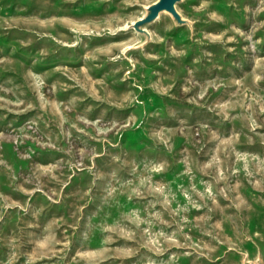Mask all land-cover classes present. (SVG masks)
Segmentation results:
<instances>
[{"label": "rangeland", "instance_id": "374dc122", "mask_svg": "<svg viewBox=\"0 0 264 264\" xmlns=\"http://www.w3.org/2000/svg\"><path fill=\"white\" fill-rule=\"evenodd\" d=\"M0 0V264H264V0Z\"/></svg>", "mask_w": 264, "mask_h": 264}, {"label": "water", "instance_id": "95a60500", "mask_svg": "<svg viewBox=\"0 0 264 264\" xmlns=\"http://www.w3.org/2000/svg\"><path fill=\"white\" fill-rule=\"evenodd\" d=\"M179 1L180 0H157L153 5L148 8L147 15L135 24V29L139 32H146L143 27L147 24L154 22L164 11L172 14L178 24L187 23V21L182 18V16L176 9V4Z\"/></svg>", "mask_w": 264, "mask_h": 264}, {"label": "bare ground", "instance_id": "6f19581e", "mask_svg": "<svg viewBox=\"0 0 264 264\" xmlns=\"http://www.w3.org/2000/svg\"><path fill=\"white\" fill-rule=\"evenodd\" d=\"M160 16V15H159Z\"/></svg>", "mask_w": 264, "mask_h": 264}]
</instances>
